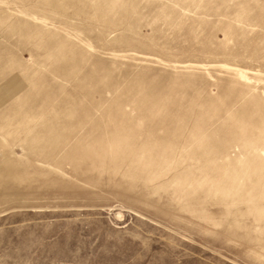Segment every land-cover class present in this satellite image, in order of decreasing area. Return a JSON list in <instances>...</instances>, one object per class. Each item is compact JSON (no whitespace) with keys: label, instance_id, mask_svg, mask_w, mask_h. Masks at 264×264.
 <instances>
[{"label":"rangeland","instance_id":"rangeland-1","mask_svg":"<svg viewBox=\"0 0 264 264\" xmlns=\"http://www.w3.org/2000/svg\"><path fill=\"white\" fill-rule=\"evenodd\" d=\"M0 264H264V0H0Z\"/></svg>","mask_w":264,"mask_h":264}]
</instances>
